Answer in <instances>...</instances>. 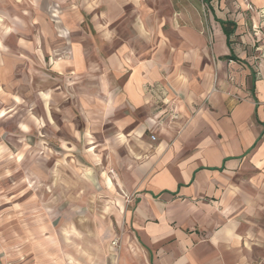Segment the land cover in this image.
Listing matches in <instances>:
<instances>
[{"label": "crops", "instance_id": "0c3cea01", "mask_svg": "<svg viewBox=\"0 0 264 264\" xmlns=\"http://www.w3.org/2000/svg\"><path fill=\"white\" fill-rule=\"evenodd\" d=\"M22 1L26 8L19 0H0V149L11 155L9 166L0 162V264H132L117 253V244L109 242L113 222L124 224L126 219L139 245V264H264L257 253L264 245L255 242V236L264 233L256 191L264 186L260 180L264 178V54L234 52L243 62L223 58L230 50L218 23L209 50L204 36L196 33L181 35L174 43L163 36L154 39L141 19L135 27L138 35L115 48L114 23L108 19L114 0ZM100 2L105 4V28L98 14ZM130 2L145 13L152 10L147 0L125 3ZM250 2L264 6V0ZM210 5L218 17L221 6ZM57 7L55 19L34 20L37 10ZM21 10L26 18L18 21ZM85 17L88 28L101 34L107 52L103 57L98 46L91 47L96 59L105 60L100 73L99 66L91 68L87 93L79 95L74 88H83L82 84L67 75L88 71V51L82 41L87 34ZM218 18L234 20V35H239L238 17ZM136 42L155 45L148 50L139 46L138 51L127 46ZM48 43L58 44L60 53L67 52L73 66L60 64L58 73L46 71L42 62L52 48L57 51ZM228 69L242 86L230 85ZM39 74L58 78L59 93L77 111L74 116L64 115V134L58 135L62 154L73 155L67 150L80 148L81 142L86 145L88 138L72 118L85 128L82 115L100 114L105 118L103 126H113L111 132H104L98 121L88 123L94 140L81 154L90 164L82 163L88 170L84 178L78 176L92 187V202L102 200L101 188L108 195L120 190L128 201L135 197L128 215L111 207L96 216L99 225L89 230L75 225L54 232L44 222L50 220L49 209L43 208L42 226L38 216L35 224L34 216L33 222L21 218L24 227H20L19 171H25L30 181V172L41 168L35 162L19 164L17 156L22 150L32 153L36 139L49 141L55 124L52 89H45L47 82L36 87ZM62 79L70 82L63 85ZM36 99L41 103V122L34 114ZM164 113L170 130L162 136L146 135ZM136 154L142 156L138 161ZM248 169L250 175L244 177ZM25 195L26 203L38 199ZM120 201L126 203L124 198Z\"/></svg>", "mask_w": 264, "mask_h": 264}, {"label": "rangeland", "instance_id": "374dc122", "mask_svg": "<svg viewBox=\"0 0 264 264\" xmlns=\"http://www.w3.org/2000/svg\"><path fill=\"white\" fill-rule=\"evenodd\" d=\"M20 1L21 3H23L21 7L26 8L25 2L19 0V2ZM147 1V6H149L152 10L145 13V11H141L139 10V8L134 7L131 2L125 3L126 0H114L113 7L111 9V16L108 19H110L114 23L113 27L115 32V48L120 46L123 43L124 39H128L134 35H138L135 27L137 26L138 21L141 19L143 23H145L144 27L147 34L153 36L154 39H156L158 36H163L168 40H172L174 43L175 40L181 35H188V33L191 32L196 33L199 36H204L207 47L209 50H211L213 36L217 29V22L214 20L215 14L214 12H212V9L210 10V4L212 2L213 5L216 6V8L217 5L221 6V8L218 9L219 12H217L218 17H222L223 15L226 16V18L230 17L237 19L238 17L237 20L239 21V26L241 28L239 35H245L248 38L242 42L237 38L239 35H234L232 37V47L234 52L242 56L244 55V53H246L247 55L264 54V6L257 7L253 5L250 0H211L209 6L203 3L202 0ZM215 2L218 4L216 5ZM224 3L226 4L225 6H227L228 9H226L224 5H222ZM235 3H237V5ZM98 6V14L101 16L100 22L103 23L105 28V22L107 18L102 17L106 16V12L103 13L105 4L100 2ZM21 11L23 13H20V15H18V21H22V19L26 18V11ZM58 12V7L56 8V10H50L47 12L37 10L34 16V20H38L39 22L44 18H46L47 20H49L50 18L55 19L56 16L58 17ZM109 12L108 14H110ZM239 13H241L242 15L241 19L239 17ZM83 24L85 25L84 29L87 33L86 37H84L82 41L83 46L88 51V59L86 60L88 71L87 73H83V75L79 76H75L73 75V73L67 75L70 76L69 79L72 82L76 80L75 82L82 84L83 88L79 87L75 89L73 83L75 93H78L79 95L87 93V91L85 90V86L90 81V72H92L91 68L93 66H99L100 73V69L104 64L105 58L96 59L94 53H91V47L93 46V48H96V46H98L100 49V55L103 57L107 52L106 44H102L100 38L98 37V35L101 34L98 33L97 35L96 32L91 30V28H88L87 17H85ZM96 36L98 41L96 40ZM163 37L161 39H163ZM48 45L50 46L49 43ZM152 45H155V43L146 44L143 42L142 44H140L139 42H136L130 45L127 44V46L131 49H136L135 51H138L140 49L139 46H141V49L143 50H148L152 47ZM52 46L56 47L54 50L57 51H53L52 48V52L48 53V55L45 57V63L42 62V67H44L46 71L48 70L56 73H58V71H60L61 69L60 64H67L66 66L72 67L73 65L69 63L70 59L67 56V52L60 53L58 48L59 46L56 43H52L50 47ZM55 63H59V66H56ZM240 66H242L241 63ZM230 71L231 70L228 69V75L226 78L230 85H233L235 87L242 86V82L238 81V76L231 75L232 72ZM232 71L234 70L232 69ZM69 79L67 81H65V79H62L61 84L65 85V82H70ZM44 82H47L45 84L46 86H44ZM68 85V88L71 87V84ZM42 86H44L45 89L47 87H50L52 89L50 90L52 98L51 113L52 119L55 121V124L53 123L54 125H52L51 128L54 132L52 133L53 137L47 142L43 141L41 138L36 139L34 143V151L32 153L28 154L26 152H23L22 150V152H20L17 156L19 164L35 162L34 164L39 165V167L41 168L40 170H37L38 168H36L34 172H30L32 173L30 174V181L26 180L27 176L25 171H19L20 183L18 200L20 199V201L22 202L25 201L26 195L22 196V194L24 195L26 193L36 195L38 196V199H36L33 203H19L17 212L20 213V216L18 219V223L22 218L23 220L30 222H33L35 219L34 222L36 224V218L38 216V224L42 226L43 208L49 209L50 220H45L44 222L50 224L52 230H55L54 232L60 231L61 228H74L75 225H77V227H82L89 230L92 227L99 225V220L96 216H99L98 214L100 212L105 211L106 209L111 207L119 210L121 214L128 215L129 211L133 209L136 202L135 197L131 198V200L128 201L127 196L120 192V190H118V192L113 191L111 195H108L104 192V189L101 188L99 191H102V200L97 203L92 202L90 200L91 195L93 194V190L91 189L92 187L87 186V183L79 180L81 177L84 178L83 174H85V170H88V168H86L87 164L82 163H88V165L90 164L89 160L87 162L85 160V157L82 156L81 150H87L91 146L90 142L94 140V138L92 139V136H90L89 134V129L87 128V126H89L88 123H90L91 120L98 121L100 129H102L104 132H111L114 129L113 126L110 123L106 126H103L102 123H104L105 118L100 114L92 115L91 117L90 115H82L84 117L85 128L82 127V121H78L77 119L72 118L71 121L76 124V127L81 128V130L86 134L88 138L85 141L86 145H84L85 143L81 142L80 148L67 150L72 151L73 155L62 154L58 135L61 133L64 134L63 119L66 118L64 117V115L67 113V116H74L73 113H77V111L75 109V105H66L68 99H64V96L62 97V95L59 93L60 80L58 78H50L49 75L45 74L36 75V87L43 88ZM74 90H72L73 93ZM62 98L64 100L60 102ZM234 99L238 101L240 97H236ZM117 113H119V111H117L116 114ZM167 113L161 115V117L158 118V122L154 124L150 129H147L146 135L153 134L156 136H162L166 130H170L169 122H164L165 119L162 118V116L166 115ZM34 114L36 119L41 122L43 116L41 111V103L37 99L35 100ZM61 124L62 127L60 129L59 127L61 126ZM40 125H42V123H40ZM96 138H98L100 141L101 133L97 134ZM65 146L66 145L63 144L64 148ZM149 147L153 148V145ZM139 148L140 146H137V149ZM3 151L4 150L0 149V162L9 166L11 162V155L10 153ZM88 152H91V150ZM86 157L88 156L86 155ZM133 157L136 161H138L142 156L140 154H136ZM76 165H78L77 168H75ZM42 168L46 169L45 173ZM82 168L84 171H82ZM250 171V169L245 170L246 173L243 174L244 177H247L246 175H250ZM110 173H112V170H110ZM79 174L81 177L78 176ZM7 176L8 178L10 177V171L7 172ZM44 180L45 183H47L45 185ZM260 180H264V178H261ZM94 191H97V188L94 189ZM256 191L257 194H259L258 213L262 215V222L264 221V186L256 188ZM122 198L125 199V204L121 203L120 200H122ZM8 204L9 203H3L5 207H7ZM75 210L78 213V217L74 216ZM17 212L15 214H17ZM10 215H8V218H10ZM22 223L23 222H20V227H24ZM113 223L114 229L113 236L109 241L110 244L112 243V241H115L117 244V253H122V255L125 256L127 260L132 264H139V251L137 249L139 245L134 237L132 228L127 222V219L124 221V224L120 223V221L119 223L117 221ZM27 225L31 226L29 222ZM261 226H264V223ZM262 231L264 232V228L262 229ZM255 242L264 245V233L255 236ZM257 253L259 258L264 262V249L260 247Z\"/></svg>", "mask_w": 264, "mask_h": 264}, {"label": "trees", "instance_id": "16d2710c", "mask_svg": "<svg viewBox=\"0 0 264 264\" xmlns=\"http://www.w3.org/2000/svg\"><path fill=\"white\" fill-rule=\"evenodd\" d=\"M202 2L205 3L207 6H209L210 0H202ZM214 20L220 25L221 32L223 33L225 37V42L230 50L229 55L223 56V58L234 60L237 62L238 61L243 62V60L239 59L235 55L233 47H232V41H233L232 37L234 36L236 27H237L236 22L234 20H229V19L223 20L221 18L216 17L215 15H214Z\"/></svg>", "mask_w": 264, "mask_h": 264}, {"label": "built area", "instance_id": "2783aa9c", "mask_svg": "<svg viewBox=\"0 0 264 264\" xmlns=\"http://www.w3.org/2000/svg\"><path fill=\"white\" fill-rule=\"evenodd\" d=\"M152 139H154V137L152 136ZM112 244H116V242L115 241H112Z\"/></svg>", "mask_w": 264, "mask_h": 264}]
</instances>
